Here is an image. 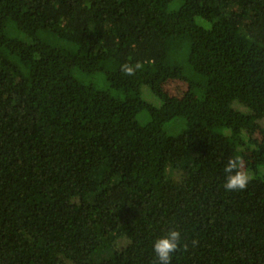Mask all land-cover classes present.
<instances>
[{
	"label": "trees",
	"instance_id": "1",
	"mask_svg": "<svg viewBox=\"0 0 264 264\" xmlns=\"http://www.w3.org/2000/svg\"><path fill=\"white\" fill-rule=\"evenodd\" d=\"M263 166L264 0H0V264H264Z\"/></svg>",
	"mask_w": 264,
	"mask_h": 264
},
{
	"label": "clouds",
	"instance_id": "2",
	"mask_svg": "<svg viewBox=\"0 0 264 264\" xmlns=\"http://www.w3.org/2000/svg\"><path fill=\"white\" fill-rule=\"evenodd\" d=\"M126 71L131 74L133 68L127 67ZM223 171L225 191L244 190L247 187L250 176L246 171L240 169L238 160L229 159L224 165ZM181 239V232L176 227H169L165 234L156 238L152 244L154 264H172L173 256L180 246Z\"/></svg>",
	"mask_w": 264,
	"mask_h": 264
},
{
	"label": "rangeland",
	"instance_id": "3",
	"mask_svg": "<svg viewBox=\"0 0 264 264\" xmlns=\"http://www.w3.org/2000/svg\"><path fill=\"white\" fill-rule=\"evenodd\" d=\"M167 89H168V91L170 93L178 95V94L183 93L186 90V84L184 82H182V81H179V80H173V81L168 82ZM144 97L146 99H148V100H151L150 96L145 91H144ZM255 137L257 139H259V137L257 135H255ZM251 158H252V154L251 153H248V152H244L243 153V155L241 156V160H240L241 167L243 169H246V167H247L249 161L251 160ZM262 168H263L262 172H264V166ZM255 173H261V172L260 171H256V172H253L252 175L255 174Z\"/></svg>",
	"mask_w": 264,
	"mask_h": 264
}]
</instances>
